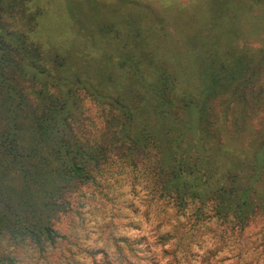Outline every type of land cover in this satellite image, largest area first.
<instances>
[{
  "label": "rangeland",
  "instance_id": "rangeland-1",
  "mask_svg": "<svg viewBox=\"0 0 264 264\" xmlns=\"http://www.w3.org/2000/svg\"><path fill=\"white\" fill-rule=\"evenodd\" d=\"M9 2L13 10L5 7ZM6 4L0 3L4 28L16 30L41 50L39 62L31 55H24L21 48L11 52L8 65L16 67L15 74H21L16 81L29 93L27 98L33 93L39 95L37 102L24 100L25 109L35 112L48 103L44 82H34L32 75L35 64L40 63L44 74L55 76L61 70L54 62L56 52L69 58L67 63H73L82 78L96 85L102 82V75H110L109 81L116 78L115 88H123L122 81L137 71L133 61H143L147 54L160 72V62H169L184 80V86L203 97L205 87L201 91L198 86L197 90L204 67L201 62L213 50L217 67L225 73L227 83L241 82L244 79L241 75L246 73L247 78L253 70L256 76L249 87L239 84L234 95L220 96V101L214 103L213 123L207 137L215 138H211L209 145L218 140L217 143L241 152L243 146L264 137V0H6ZM94 17H100L99 23ZM138 18L142 41L137 48H122L116 37L126 29L124 21ZM112 21L121 23L114 24L117 32L107 30ZM204 35L208 38H200ZM98 55L101 63L96 62V67L92 59ZM92 65L96 67L95 74L90 73ZM242 66L247 69L241 70ZM207 77L211 82L210 76ZM211 86L207 90H212ZM139 88L146 89L142 84ZM126 89L130 90L128 83ZM134 96L132 99L139 105V97ZM101 107L91 96L84 97L82 108L94 121L92 132L94 127L103 125ZM184 118L187 123L192 119L191 115ZM6 129V119L0 111V137ZM37 133L36 125L31 124L30 128L11 136L19 142L14 153L21 162L0 149V218L6 214L8 219L5 231L0 225V264H173V240H163L169 232L166 228H171L167 222L174 224L178 220L188 225L187 218L177 216L166 200H151L140 185L121 189L122 195L110 201L89 194L80 203L81 218L74 222V219L62 220L64 237L53 248L35 246L29 240V233L15 239L12 230L19 227L29 230L22 218L27 222L37 221L41 219L37 212L43 215L40 198L46 188L30 174L25 176L29 171L24 164L40 158V151L33 143L37 141L35 136H40ZM201 136L189 132L190 148H195L194 137ZM11 209L20 211L22 217L10 214ZM160 221L163 225L158 227ZM258 229L259 224L253 223L242 237L228 238L213 223L196 224L190 231L192 250L186 264H234L237 252L232 243L242 238L243 243L250 245ZM251 249L243 253V262L248 260L252 264L255 257L248 254Z\"/></svg>",
  "mask_w": 264,
  "mask_h": 264
},
{
  "label": "trees",
  "instance_id": "trees-1",
  "mask_svg": "<svg viewBox=\"0 0 264 264\" xmlns=\"http://www.w3.org/2000/svg\"><path fill=\"white\" fill-rule=\"evenodd\" d=\"M0 3L6 4V0ZM5 7L14 9L10 2ZM2 16L0 14V111L7 129L2 130L0 149L21 162L14 153L19 142L11 136L35 124L40 136H35L37 141L32 140L40 151V158L24 162L29 171L25 176L30 174L46 188L40 198L43 215L37 212L41 219L27 222L22 218L21 222H26L24 225L29 230L26 227L12 230L15 239L29 233V240L35 246L53 248L64 237L62 220L74 219V222L81 218L80 203L88 199L89 194L110 201L122 195L121 189L133 184L140 185L151 200H166L177 216L187 218L189 226L178 220L174 224L167 222L171 228H166L169 232L163 240H173V264H186L192 250L191 228L206 223L219 226L228 238L242 237L251 224L258 223L257 236L250 245L243 243L242 238L232 243L237 252L234 264H249L248 260L243 262L242 257L251 248L248 254L255 257L251 263L264 264V137L243 146L241 152L217 143L218 140L209 145L215 137H207L209 125L213 123L214 103L220 101V96L234 95L239 84L249 87L256 76L255 70L247 78L246 73L242 74L241 82L227 83L225 73L217 67L214 51L209 50L210 55L201 62L203 73L198 78L197 90L198 86L201 91L205 87L201 97L184 86V80L172 70L169 62H160V72L157 63L147 54L143 61H133L137 71L122 81L123 88H115L116 78L109 81L110 75H102V82L96 85L82 78L74 64L67 63L69 58L56 52L54 62L61 70L55 76L44 74L40 63L34 66L32 80L44 82L42 86L49 101L41 110L32 112L24 108V100L37 102L39 95L33 93L27 98L29 93L16 81L21 74H15L16 67L10 68L8 64L15 48H21L26 56L35 57V62H39L41 50L16 30L4 28ZM99 18L93 20L99 23ZM124 22L126 29L117 35V41L122 48H137L143 38L141 20ZM114 24L121 23L112 21L107 30L117 32ZM124 54L128 53L124 51ZM83 57L87 58L85 54ZM99 60L101 55L92 59L96 67ZM246 66L241 70H246ZM96 67L90 66V73L95 74ZM139 84L145 85L146 91L141 90ZM210 86L213 89L207 90ZM233 88L234 91H230ZM85 96H91L102 106L99 115L104 119L103 125L94 127V132L91 129L94 121L82 108ZM133 96L139 97V105ZM186 115L192 117L189 123L184 118ZM190 131L202 135L194 137L195 148L187 144ZM9 213L22 217L16 209ZM7 220L6 214H2L3 231L7 229ZM162 225L163 222L158 227Z\"/></svg>",
  "mask_w": 264,
  "mask_h": 264
}]
</instances>
